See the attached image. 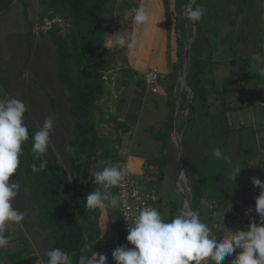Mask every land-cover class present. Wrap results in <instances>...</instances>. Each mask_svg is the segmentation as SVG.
<instances>
[{
	"label": "rangeland",
	"instance_id": "1",
	"mask_svg": "<svg viewBox=\"0 0 264 264\" xmlns=\"http://www.w3.org/2000/svg\"><path fill=\"white\" fill-rule=\"evenodd\" d=\"M195 1H189L187 7H185L186 12L192 8ZM211 1H218L222 4L227 0ZM186 2H183L180 7L182 21L183 19L184 21L179 24L176 23L177 27L174 24L176 21L175 16L171 14L172 28L167 44V36L161 29V22L159 21L160 15H163L161 0H118L115 13L111 18L112 31L106 35L103 44L105 58H109L111 65L104 76L107 87L106 93L95 103L92 112L93 120L98 127L103 128V132L106 130L99 122V110L114 114L130 127L127 132L120 134V145H115L116 161L113 163L104 162L102 159L96 158L93 166L100 171L105 166L121 165L133 180L144 183L147 188L155 190L157 198L163 196V198L171 199L172 202L177 203L181 207L180 211L187 210L181 193L185 192L192 201L191 185H194V181H188L185 173V157L192 162L200 163L202 160L201 152L205 153L211 148L207 146L206 139H201L200 145L199 137H201L202 131L205 133L202 124V126H197L194 129L189 124L186 126V120L183 119V116L181 117L184 103L179 108V103L177 104L174 93H172L176 104L172 131L175 127L181 142L186 141L185 147H182L185 167L184 172H180L183 180L180 179L179 183L177 178L175 183L180 164L178 150L173 138L172 142L175 147L171 148L169 152H165L168 157L166 159L162 157L159 142L152 139L148 133L151 126L154 130H157L165 119L166 92L163 86H159L156 93H151L144 82V75L147 71L153 69L151 60H155L158 70L154 69L159 72L161 77H164L163 80L166 83H170L169 76L165 77V75L171 71L174 64H178V68L180 67L182 56L179 59L177 53L180 49L183 51L185 31L187 28L190 34L193 31L192 40L195 39L197 32L195 24L193 25L187 16L185 19L182 14ZM198 2V6L205 9L203 6L204 0ZM124 3L127 5L122 8L121 6ZM169 4L173 12H176L175 15H178L174 0H170ZM138 7L145 8L148 13L149 22L146 25H136L132 20L134 15L132 9ZM261 7L264 10V0L261 2ZM158 13L160 14L157 15ZM262 18L264 27V12ZM164 21L166 22L163 17V24ZM54 24L59 27L57 34L63 37L69 36L74 29L67 13L60 10V0H0V99L16 98L23 101L28 108L24 116L25 124L34 125L38 129L42 127L46 118L49 116L55 117L54 129L50 133V147L55 152L59 163L66 165L68 162L67 144L69 135L73 130V120L70 113V103L67 100V90L57 76L56 52L50 40V30H52ZM179 26L180 28L184 26L183 33L179 32ZM186 26L188 27L186 28ZM120 31L124 35L131 34L136 40V48L133 53L129 54L126 49L118 48L114 44L111 45V49L106 46L105 43H108L107 37L110 38ZM150 31L155 33L151 42L149 39ZM177 35L182 41V46L178 43ZM160 37H164V39L159 41ZM200 41L201 46L208 44L204 43L202 37H200ZM211 49L213 50L214 47L211 46ZM205 51L208 50L205 49ZM210 53L212 55V52ZM216 70L217 68L214 71ZM178 78L179 75L177 74L176 79ZM176 79L174 83H176ZM229 80L239 81L240 79L231 77ZM227 83L226 75H219L211 83L212 88L215 90H211L209 93L210 110L216 111L221 107L219 91L227 90L233 86ZM238 85L242 86V82H239ZM226 92H228L226 93L227 99L237 101L236 94L230 90ZM248 95H250V89H248ZM243 100L244 98L241 99V101ZM261 101L264 102V94L249 96V107L235 113L244 114L250 108H254L256 111L262 110L264 106L259 104ZM191 107L187 116L191 113ZM235 113L231 114L232 126L239 124L233 121ZM203 144L205 145L203 146ZM260 148L254 150L257 151L256 154L247 157L248 163L253 166L258 165L259 168L257 170H247V173L251 177L264 180V141L261 142ZM238 156L241 157V154H238ZM207 165L208 170L201 172L200 176L203 179L199 180L202 197L199 201L201 209L205 211L210 203L219 202L216 194L215 197L214 194L210 196L202 190L203 184L212 185L218 194L223 192L220 204L222 203L227 207L235 205L236 190L244 189L245 185L248 184L245 177L238 175L232 182L230 172H228L221 176L220 182H216L212 179L213 177H205L208 175L213 176L217 172L213 157L208 158ZM226 182H229V184ZM226 185L229 187L224 188ZM219 186H222L221 189L223 190L220 191ZM230 187L232 188L230 189ZM113 190L114 188L109 191L113 194ZM13 204L16 209L25 213V219L22 222V228L17 225L8 226L6 235L10 237V242L5 248L0 249V264H25L33 257L44 256L51 243L49 234L37 222L36 208L28 196L26 187L20 186ZM115 208L106 206L102 209L100 218L103 230L102 243L107 245L110 244L108 239L113 234L111 223L115 216ZM200 217L210 227L206 219V213ZM234 255L226 257L222 264H231Z\"/></svg>",
	"mask_w": 264,
	"mask_h": 264
},
{
	"label": "trees",
	"instance_id": "2",
	"mask_svg": "<svg viewBox=\"0 0 264 264\" xmlns=\"http://www.w3.org/2000/svg\"><path fill=\"white\" fill-rule=\"evenodd\" d=\"M170 0H161L163 14L166 22L167 44L168 37L172 28L171 14L176 19V23L183 22L180 7L186 0H174L178 15H175L169 4ZM199 0L192 4V8L198 6ZM205 2L218 1L204 0ZM263 0H227L222 3L226 8L227 23L223 30L222 41L228 35L237 29L238 37L245 40L244 29L247 26L252 8H261ZM118 0H60V10L67 13L70 18L73 31L67 37L57 34L59 27L53 25L50 30V40L55 47L57 76L61 84L67 90V100L70 103V113L73 120V130L68 140V162L60 164L55 152L49 145L47 155L42 159L47 161L46 167L40 172H33L32 165L39 167L40 160L35 159V153L32 151V136L37 127L27 125L29 139L22 145L23 154L20 157V166L12 179L19 186L26 187L30 200L36 208V218L39 225L49 234L51 243L41 258L46 262V253L48 250L60 247L68 252L73 259V264H77L78 257L81 254L92 255L93 252L103 254L107 257V264H116L112 258V252L117 248V242L120 235V217L117 207L115 216L111 223L113 234L109 237L110 244L102 243V222H100L102 209L89 210L84 207L86 195L99 187L94 185V177L90 173L99 171L93 166L96 158L104 162L116 161L115 145L121 143V133L129 130V125L118 119L114 114L105 110H99V122L105 128L98 127L92 118L93 107L95 103L106 93L105 72L111 68L109 58H105V48L103 47L105 37L112 31L111 18L115 13ZM127 4H123L124 8ZM172 11V12H171ZM189 24V22H188ZM197 30L195 39L192 40L189 53L188 85L193 93L191 113L186 118V126L189 124L192 129L203 125L201 139L207 140L209 151L201 152L202 160L200 163L192 162L187 157L186 176L188 181H194L191 185V196L193 210L200 216L205 211L201 209L199 201L201 194L199 189V180L202 171L206 172L204 167L209 157H213V162L217 164V172L213 176L216 182H220L224 173L231 171L235 165L243 167L239 175L245 177L247 183L251 186V175L247 170H257L259 167L248 163L247 157L257 152L251 148L253 137L248 135L251 128L242 126L231 128L227 123L226 112L232 108L246 107L249 105V99L241 101L248 95V89L243 82L242 86L232 87L227 90L219 91V97L222 108L219 111L210 112L208 109V95L210 90L205 88L203 74L211 62L203 58V51L206 45H200V37L207 42L202 25L195 22ZM179 29L184 32V26ZM199 35V36H198ZM178 43L182 46V41L178 37ZM169 46V45H168ZM181 48V47H180ZM183 51L180 49L179 59ZM170 60V59H169ZM236 62L245 65L243 58L233 59L231 64ZM178 64H174L171 71L167 73L170 83H166L163 78H159V86H163L166 92V116L161 126L154 130L151 126L149 134L152 139L160 144L163 158H168L165 152L174 148L171 131L174 123L176 110L175 100L172 97L174 81L177 78ZM180 85V81L178 82ZM232 91L236 94V99L232 107L225 100L226 91ZM186 99V93L181 90L179 93V108ZM25 123V122H24ZM201 125V126H202ZM107 128V129H106ZM203 136V137H202ZM236 138V142L234 140ZM239 141V144H238ZM186 141H182L184 148ZM205 144H203L204 146ZM235 147V148H234ZM220 148L226 157L231 160V164H226L223 160H218L213 155V149ZM227 150V151H226ZM241 154V157L238 156ZM166 163V162H165ZM164 163V164H165ZM198 174V175H197ZM249 181V182H248ZM229 184V182H226ZM195 186V187H194ZM220 187V191L222 186ZM229 187L226 185L224 188ZM259 191L258 187H254ZM202 189V188H201ZM113 194L118 195L117 187ZM188 194V192H187ZM193 194V195H192ZM189 195V194H188ZM208 206V205H207ZM155 208L161 212L166 221H170L178 215L181 207L172 202L171 199L158 196ZM109 215L107 216V218ZM84 235L86 241L84 242ZM33 257L31 259H35Z\"/></svg>",
	"mask_w": 264,
	"mask_h": 264
},
{
	"label": "clouds",
	"instance_id": "3",
	"mask_svg": "<svg viewBox=\"0 0 264 264\" xmlns=\"http://www.w3.org/2000/svg\"><path fill=\"white\" fill-rule=\"evenodd\" d=\"M132 12V20L136 25L143 26L149 22L145 8H134ZM203 15L204 9L199 6L186 12L187 18L193 23L200 21ZM107 41L105 44L110 49L114 44L126 49L129 54L134 52L137 43L131 34L124 35L121 31L107 37ZM259 71L264 75V68ZM27 111L26 104L19 99H0V249L10 242V237L6 235L8 226L22 228L25 219V213L13 204L20 186L12 177L20 166L22 145L29 139L28 127L24 123ZM54 119L53 116L46 118L42 127L32 136V151L35 159L40 160L39 167L32 165L33 172H40L46 167L47 161L42 157L47 155L49 149ZM213 155L226 164L232 163L220 148L213 149ZM242 168L238 165L231 168L232 182ZM90 174L94 177V185L99 187L86 195L84 207L87 211L104 209L106 206L115 208L126 203L109 191L125 181V168L115 164ZM251 180L253 186L260 189L255 201L259 222H251L247 230H227L221 238L212 234V229L195 210H181L170 221H166L157 208L145 207L138 211L132 224L128 223L126 240L134 247H117L112 252L113 260L116 264H222L226 257L235 254L231 264H264V180L258 177H251ZM46 256L45 264H73L69 253L60 247L48 250ZM77 264H107V257L95 252L92 255L81 254Z\"/></svg>",
	"mask_w": 264,
	"mask_h": 264
},
{
	"label": "crops",
	"instance_id": "4",
	"mask_svg": "<svg viewBox=\"0 0 264 264\" xmlns=\"http://www.w3.org/2000/svg\"><path fill=\"white\" fill-rule=\"evenodd\" d=\"M203 6L205 7V9L202 7L204 9V15L202 19L198 21L202 25L204 29V33L208 39L207 40L208 44H205L206 50L208 51L205 50L203 51L204 53L203 58H206L207 62L208 61L211 62V65L207 66L202 76L205 88L210 91L211 90L214 91L215 89L212 88L213 85H211V83L215 81V79H217L219 75H226V81L230 85L231 84L233 85L228 89L232 87H237L239 82H244L246 88L250 89V95H246L243 101L249 99V96H253L255 94H257V96L260 94H264V75H261L259 71L261 68H264V27L262 24L263 23L262 16L264 10H260L257 7L251 9L249 13L250 22H248L243 33L244 36L246 37L245 40L240 39L237 35L238 31L235 30L230 35H228V37L225 40L222 41L221 39L223 37V30L225 29L227 23V19L225 18L226 16L225 6L223 4H216L213 2H205V1ZM159 14L160 13H158L157 15ZM163 17L165 19L164 14L160 15L159 17V21L161 22L162 28L161 26L159 27L164 31L166 35V27H165V21L163 24ZM152 36H155V33L154 32L151 33L150 31L149 33L150 42L153 40ZM162 39H164V37L163 38L160 37L159 41L160 40L162 41ZM210 45L214 47L213 50L211 49ZM210 52H212V55ZM239 58H243L245 60V65L242 66V63L240 62H236L234 64L230 63L231 60L239 59ZM151 64L153 65V69L155 68L156 70H158V67L155 65V60H151ZM216 68L217 70L214 71ZM231 77H233V79L239 78L240 80L230 81L229 79ZM226 93H225V100L229 102L231 107L233 105H236L234 104L235 103L234 101L226 98ZM259 104L261 106H264L263 101H261ZM220 105H221V101H220ZM246 107L229 109L226 112L227 123L231 128L234 127L236 128L239 127L240 125L250 127L251 131L248 133V135L253 137V140L251 141V148L254 150L261 149L260 148L261 142L263 143L264 141V109L256 111L254 108H250V110L246 111L244 114L235 113L241 109L246 110ZM221 108L222 105L216 111H219ZM208 109H209V101H208ZM209 111L215 112L210 109ZM232 113H235L233 120L234 123L237 122L239 123L235 126H232L233 125L231 121ZM234 140L236 142L237 139L234 138ZM204 169L205 171L208 170L207 164L205 165ZM252 187L254 192L257 191L254 188V186ZM202 188H203L202 190L210 196L214 194L215 197L216 194L217 198H219V202L221 201V194H223V192H220V194H218L217 190L210 184H203ZM231 188L232 187H230V189ZM236 192L237 194L235 200L239 198V194L241 192L246 193V188L236 190ZM220 205L224 206V204L222 205V203Z\"/></svg>",
	"mask_w": 264,
	"mask_h": 264
},
{
	"label": "built area",
	"instance_id": "5",
	"mask_svg": "<svg viewBox=\"0 0 264 264\" xmlns=\"http://www.w3.org/2000/svg\"><path fill=\"white\" fill-rule=\"evenodd\" d=\"M159 78L160 74L155 69H150L145 73L144 82L151 93H156L159 90ZM245 188L246 193L239 194L235 205L224 207L217 202H212L207 206L206 219L210 224L212 234L222 238L227 230H247L251 222H259V216L255 212V201L260 191L254 192L250 184H247ZM117 190L118 196L126 201L117 207L120 217V235L117 247L133 248L134 246L126 240L128 223L134 222L140 209L154 207L158 198L155 190L147 188L144 183L133 180L129 174L125 181L117 187ZM249 209L251 211H248ZM25 264H45V261L41 257H37Z\"/></svg>",
	"mask_w": 264,
	"mask_h": 264
},
{
	"label": "water",
	"instance_id": "6",
	"mask_svg": "<svg viewBox=\"0 0 264 264\" xmlns=\"http://www.w3.org/2000/svg\"><path fill=\"white\" fill-rule=\"evenodd\" d=\"M190 0H187L185 6H184V9H183V12L182 14L184 15V18L186 19V11H185V7H187L188 3H189ZM193 23V22H192ZM195 23H193L194 25ZM188 26H186L187 28ZM192 38H193V31L191 32V34L189 33L188 31V28L186 29L185 31V35H184V38H183V41H184V45H183V53H182V63L180 65V67L178 68V71H177V74L179 75V78L176 79V83H175V87H174V90H173V93H174V96L176 98V101H177V104L179 103V93L181 90H184L185 93H186V100L184 102V105H183V110L181 111V117L183 116V119L186 120L187 118V114L189 112V109L192 105V99H193V93L188 85V68H189V53H190V45H191V42H192ZM188 42V43H187ZM181 72H183V74H181ZM180 80V85L178 86V81ZM180 117V118H181ZM179 118V119H180ZM178 119V120H179ZM176 128L174 127L173 128V133H172V138H173V141L177 147V150H178V156H179V164H180V167L178 169V172L176 174V177H175V183L177 181V178L179 176V173L180 172H184V167H185V162H184V158H183V151H182V146H181V140H180V136L178 133H176ZM182 197L184 199V205L187 207V210H193V203L190 199L189 196H187L185 194V192H182ZM86 241V237L84 235V242Z\"/></svg>",
	"mask_w": 264,
	"mask_h": 264
},
{
	"label": "bare ground",
	"instance_id": "7",
	"mask_svg": "<svg viewBox=\"0 0 264 264\" xmlns=\"http://www.w3.org/2000/svg\"><path fill=\"white\" fill-rule=\"evenodd\" d=\"M181 74H183V72H181ZM181 173H179V176H178V181L180 180V179H182L183 180V177L180 175ZM179 183H180V181H179ZM182 183H183V181H182Z\"/></svg>",
	"mask_w": 264,
	"mask_h": 264
}]
</instances>
